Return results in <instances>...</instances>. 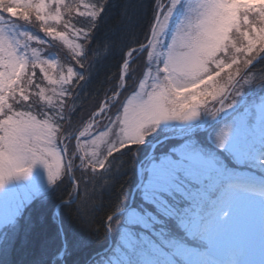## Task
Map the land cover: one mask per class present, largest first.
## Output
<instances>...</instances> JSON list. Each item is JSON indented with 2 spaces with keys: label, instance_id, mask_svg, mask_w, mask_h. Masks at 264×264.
<instances>
[{
  "label": "snow or ice",
  "instance_id": "obj_1",
  "mask_svg": "<svg viewBox=\"0 0 264 264\" xmlns=\"http://www.w3.org/2000/svg\"><path fill=\"white\" fill-rule=\"evenodd\" d=\"M0 264H264V0H0Z\"/></svg>",
  "mask_w": 264,
  "mask_h": 264
},
{
  "label": "trees",
  "instance_id": "obj_2",
  "mask_svg": "<svg viewBox=\"0 0 264 264\" xmlns=\"http://www.w3.org/2000/svg\"><path fill=\"white\" fill-rule=\"evenodd\" d=\"M85 2H88L86 0ZM117 4H124V3H135L136 0H116ZM132 12L129 11L127 16L124 15L123 9L120 7L114 8L111 10L109 13V18L106 20L105 24L103 25V32L102 35H107V36H113L118 33H122L124 29L131 27V22H134L132 20ZM136 31H139V28H136ZM115 63L114 60H109L106 62V66L101 72V78L103 77V72L108 71L110 68L111 70H115L111 66ZM96 85L94 84L93 87ZM131 174H129V177H125L122 179V177H117L116 183L112 186L111 190L108 191L106 190L103 193H100L98 200L96 201L100 207L97 209V216L102 217L104 213L108 210V206L110 202L115 199L119 194H120V189L122 184L124 183V180L129 179ZM123 198V197H121ZM42 209L35 208L33 210V216L36 217L39 212H41ZM67 218L69 221H72V215L71 213L67 214ZM53 224L56 223V221H52Z\"/></svg>",
  "mask_w": 264,
  "mask_h": 264
},
{
  "label": "rangeland",
  "instance_id": "obj_3",
  "mask_svg": "<svg viewBox=\"0 0 264 264\" xmlns=\"http://www.w3.org/2000/svg\"><path fill=\"white\" fill-rule=\"evenodd\" d=\"M86 1V0H85Z\"/></svg>",
  "mask_w": 264,
  "mask_h": 264
}]
</instances>
